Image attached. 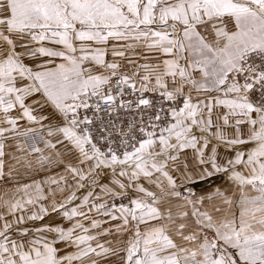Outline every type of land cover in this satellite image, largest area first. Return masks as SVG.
I'll use <instances>...</instances> for the list:
<instances>
[{"label": "snow or ice", "instance_id": "6c2138e0", "mask_svg": "<svg viewBox=\"0 0 264 264\" xmlns=\"http://www.w3.org/2000/svg\"><path fill=\"white\" fill-rule=\"evenodd\" d=\"M0 264H264V0H0Z\"/></svg>", "mask_w": 264, "mask_h": 264}]
</instances>
